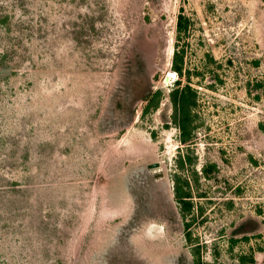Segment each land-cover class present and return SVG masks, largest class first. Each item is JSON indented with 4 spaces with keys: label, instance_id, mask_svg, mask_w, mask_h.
Wrapping results in <instances>:
<instances>
[{
    "label": "rangeland",
    "instance_id": "obj_1",
    "mask_svg": "<svg viewBox=\"0 0 264 264\" xmlns=\"http://www.w3.org/2000/svg\"><path fill=\"white\" fill-rule=\"evenodd\" d=\"M3 11L0 264H264V0H0ZM178 80L196 91L187 143ZM181 151L195 157L185 218Z\"/></svg>",
    "mask_w": 264,
    "mask_h": 264
},
{
    "label": "trees",
    "instance_id": "obj_2",
    "mask_svg": "<svg viewBox=\"0 0 264 264\" xmlns=\"http://www.w3.org/2000/svg\"><path fill=\"white\" fill-rule=\"evenodd\" d=\"M15 15L16 13H12ZM4 16H0V21L3 23L10 22V18L8 13L3 11ZM23 25L25 22L21 17H18ZM177 31L180 34L183 31H186L189 25V19L182 12L179 13L177 17ZM5 56V55H4ZM183 50L177 48L174 53L172 60V68L177 71L179 75L183 72ZM177 86L171 91L170 96L174 107V122L178 125L180 129V142L187 143L191 140L192 136V123H193V115L192 108L196 103V91L191 88L189 85L181 86L180 80L176 82ZM160 91L155 93L159 94ZM155 96L151 99L148 104L151 106L155 102ZM194 156L189 154H185L183 151L179 152L178 157L176 159L177 171L173 173V190L176 201L179 204L180 213L185 218L188 214H191L195 208L193 188L191 186L190 180L184 176L185 165L190 163L194 165ZM194 181H198V172L193 169L192 172ZM187 227H189V223L186 222ZM191 235V234H190ZM195 264H208L207 262H203L199 256H197L195 260Z\"/></svg>",
    "mask_w": 264,
    "mask_h": 264
}]
</instances>
